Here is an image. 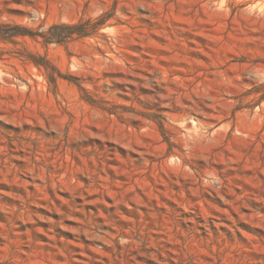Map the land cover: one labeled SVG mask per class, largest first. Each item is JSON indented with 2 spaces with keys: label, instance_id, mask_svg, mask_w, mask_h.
<instances>
[{
  "label": "rangeland",
  "instance_id": "obj_1",
  "mask_svg": "<svg viewBox=\"0 0 264 264\" xmlns=\"http://www.w3.org/2000/svg\"><path fill=\"white\" fill-rule=\"evenodd\" d=\"M263 86L264 0H0V264H264Z\"/></svg>",
  "mask_w": 264,
  "mask_h": 264
},
{
  "label": "trees",
  "instance_id": "obj_2",
  "mask_svg": "<svg viewBox=\"0 0 264 264\" xmlns=\"http://www.w3.org/2000/svg\"><path fill=\"white\" fill-rule=\"evenodd\" d=\"M58 29L64 30L65 32L63 34H58L55 32V30H58ZM85 33H86V30L81 25H59V26L52 27L49 34L43 37L46 42L53 41V40H56L57 42H63L64 40L70 38L71 36L75 34L84 35ZM59 77H62L61 74H59ZM262 91L264 94V86L262 87Z\"/></svg>",
  "mask_w": 264,
  "mask_h": 264
}]
</instances>
